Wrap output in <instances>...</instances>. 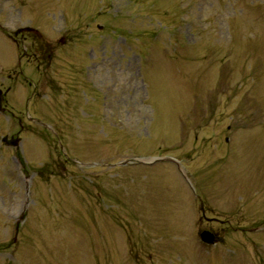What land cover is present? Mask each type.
<instances>
[{
    "label": "rangeland",
    "instance_id": "374dc122",
    "mask_svg": "<svg viewBox=\"0 0 264 264\" xmlns=\"http://www.w3.org/2000/svg\"><path fill=\"white\" fill-rule=\"evenodd\" d=\"M59 3L0 0L3 26L33 24L52 38L84 25L75 17L87 7L92 24L78 32L87 44H78L94 48L75 53L80 85L60 61L51 82L35 90L15 83L7 107L19 113L0 114V264H241L242 257L264 264V234L252 236L261 247L253 252L251 237L226 225L212 229L227 258L221 247L201 251L198 202L179 171L190 174L213 217L234 224L247 210L242 221L262 231L264 0ZM11 49L0 35L1 66ZM32 93L44 95L41 109L64 136L61 155L84 164L53 156L52 137L45 149L38 130L47 131L25 115L27 108L42 117L36 97L27 103ZM14 134H21L17 149L2 144ZM167 156L174 162L147 165ZM134 160L143 164L117 166ZM235 212L241 219L229 218ZM201 252L213 257L201 263Z\"/></svg>",
    "mask_w": 264,
    "mask_h": 264
},
{
    "label": "flooded vegetation",
    "instance_id": "af4514ba",
    "mask_svg": "<svg viewBox=\"0 0 264 264\" xmlns=\"http://www.w3.org/2000/svg\"><path fill=\"white\" fill-rule=\"evenodd\" d=\"M35 35L36 34H31L29 36H26L25 34L20 35L13 41L16 42L15 44L18 48L16 51V57L19 67H23L22 65H24L26 68H34V72H38V75L41 76L40 82H43L45 75H47V70L52 68L53 65L57 63L54 62L57 47L50 45L45 40L43 41L41 37L36 35L39 39H41L39 41ZM23 43H27V46H24ZM42 69L44 70L43 72H41ZM19 73L20 76H22L23 79L28 82L27 84L30 85V78H27L24 75L22 69L19 71ZM8 80H14L13 72L8 75Z\"/></svg>",
    "mask_w": 264,
    "mask_h": 264
},
{
    "label": "water",
    "instance_id": "95a60500",
    "mask_svg": "<svg viewBox=\"0 0 264 264\" xmlns=\"http://www.w3.org/2000/svg\"><path fill=\"white\" fill-rule=\"evenodd\" d=\"M0 105H1V98H0ZM5 140V142L7 143V144H9V145H17V143H18V140H12V141H7V139H4ZM202 238L205 240H207V241H211V236L209 235V234H207V233H204L203 235H202Z\"/></svg>",
    "mask_w": 264,
    "mask_h": 264
}]
</instances>
